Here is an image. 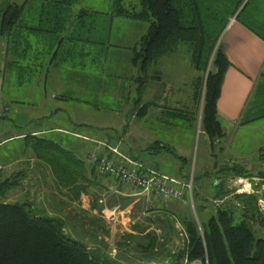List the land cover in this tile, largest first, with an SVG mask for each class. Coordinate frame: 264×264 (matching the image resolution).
<instances>
[{
    "label": "trees",
    "instance_id": "16d2710c",
    "mask_svg": "<svg viewBox=\"0 0 264 264\" xmlns=\"http://www.w3.org/2000/svg\"><path fill=\"white\" fill-rule=\"evenodd\" d=\"M79 1L8 2L0 14V42H6L4 51L0 49L3 58L0 72L7 70L14 77L16 75L19 84H24L41 70H47L51 64L47 58L52 60L54 55H65L68 64L81 68L99 64L114 46L110 41L113 17L144 22L148 24L146 33L128 48L132 52L131 63L138 66L139 93L149 78L150 69L163 56L186 43L194 68L205 75L209 67L201 119L203 131L213 145L225 138L226 132L218 119L217 102L231 64L219 41L234 16L264 40L262 1L260 4L257 0H113L110 20L105 17L109 14L97 10L82 8L76 11L74 6ZM202 76L196 87L198 103L204 86ZM263 117L264 72L255 84L240 122L246 124ZM16 138L24 140L25 155L32 154L48 164L56 191L67 197L69 203L77 200L80 207L83 196L91 195L90 209L102 211L99 198L92 196L89 190L96 186L104 190L107 186L102 183V177L111 176L98 170L90 151L94 147L85 142L82 145L80 138L61 132L48 135L31 131ZM92 139L86 138L94 142ZM155 143L158 147L153 153L173 152L169 145ZM81 147L88 149L89 157L79 153ZM148 149L153 148L149 146ZM106 152L105 149L97 156ZM175 156L184 163L183 156ZM3 166L0 168V264H187L198 260L207 264H264V235L256 236L253 225L258 219L261 225L264 221L257 204L258 196L234 193L227 189L223 177L215 184L214 197L224 200L233 193L234 200L216 207L207 220L200 219L199 223L189 210L159 204L152 210L161 215L148 214L134 227V232L121 237L116 245L117 252L113 254L107 251L109 243L102 237L99 240L94 233L88 241L68 234V227L78 232V225L71 219L70 224H73L68 226L69 218L61 215L63 208L49 209L45 204L37 208L28 198L10 200L9 193L22 185V178L28 172L11 173ZM220 171L247 175V168L242 165L227 166ZM176 176L190 179V174L182 171ZM194 188L193 181V197L201 200ZM184 198L188 199L187 192ZM199 209L202 212L204 206ZM85 213L88 215V211ZM81 216L79 213L75 217ZM91 221L96 222L97 217ZM145 221L155 226H146ZM82 230L78 233L83 237Z\"/></svg>",
    "mask_w": 264,
    "mask_h": 264
},
{
    "label": "rangeland",
    "instance_id": "374dc122",
    "mask_svg": "<svg viewBox=\"0 0 264 264\" xmlns=\"http://www.w3.org/2000/svg\"><path fill=\"white\" fill-rule=\"evenodd\" d=\"M128 1L134 0H126V2ZM257 1H259L260 4L262 1V4H264V0ZM8 2L21 4L24 0H0V14ZM74 8L76 11L82 8L100 11L109 14L105 17L110 20V14L113 9V0H80ZM232 20L236 21L235 16L230 19L231 22ZM230 21L229 23H231ZM229 23L228 25H230ZM105 24H108L107 20ZM110 24L113 25L110 41L114 46L107 52L105 57L107 61H105V58L102 57L101 63L96 65H87L84 69L76 64L74 66L73 64L58 62L57 59L52 65L51 70L55 71V68H57L58 72L64 73L68 77L72 71L76 72L74 73L75 76L73 81L76 89L75 97L80 100V105L85 106L82 113L80 116L78 115V117L80 120H84L85 123H88L89 125L92 124L89 128L84 129L85 131H95L99 135L98 137L103 139H107L106 134H109L112 143L119 145L123 151L131 153L136 160L150 165L149 156L151 153L156 151L155 149H157L158 144L153 142L151 145L148 142V140H151V136L147 133H145V140L138 135V133H141L142 131V127H140V125L139 132H136L135 130V133L131 132L129 134L131 129L129 128L128 113L126 112V97L132 80V71L131 68L129 69L132 52L129 51L128 48L132 47L138 39L146 33L148 24H145L144 22L140 23L138 21H126V19L118 17H113ZM222 35L223 33L221 34V38ZM5 44V41L0 42V49L2 48V52L5 49ZM189 48L190 47L186 43L180 44L174 53L165 55L169 57L176 56V59H173L174 62L171 59L167 60V57L165 59V64L169 67L176 65V68L178 69L175 70V76L177 78L178 75L180 76L181 72H183L181 76L183 81L182 83L185 81L187 82L186 84H182L183 89H185L183 91L184 95L187 93L186 89H189V87H187L188 82L192 80L197 87L199 77L203 75L202 77L205 78L200 103L196 101L200 108L198 112L200 123L197 124L196 121H193L192 123L185 119L180 120L165 117L162 119L163 127L160 132L163 134H157V137L160 139H162V137L165 139L167 137L168 139L171 134L173 135L174 142L166 143L171 147L173 154L169 152L160 154V160L164 162L167 161L170 164V166L163 168L162 171L170 173V175H165H173L171 177L188 184L189 187L186 186L183 189L184 192H187L188 200L178 201L176 199H165L168 202L165 201L164 203L160 202L158 204L167 206V208L175 207L182 210H189L200 223V219L207 220L215 212L216 207L221 206L224 202L234 200L233 193L224 200L219 198L215 199L214 197L217 192L215 184L223 177L225 179L224 183L227 189L232 190L234 193H247L258 196L257 204L264 220V158H261L262 155L260 156L262 148L259 150V147L264 144V117L242 124L240 127L232 128L230 138H223L219 144L218 142H215L214 145L208 144L205 139L206 137L204 136L206 133L203 131L201 119L205 83L209 68L205 75L199 73L191 63ZM2 60L3 58L0 57V63ZM2 66L4 65L2 64L1 67ZM83 69L87 72H95L98 76L103 75L102 83L105 82L106 86L104 88H100L98 86L95 87L94 83L98 85L97 81H100V79L96 78L94 80V78L91 77L90 81L85 86V89H79L76 86V75L78 74V71L81 72ZM47 70H41L38 74H35L31 78V81L24 84H19L16 79V75L14 77V75H11L7 70L0 72V107L9 108L8 114L3 118H0V142L4 140L5 142L7 141L6 143L3 142L4 144L2 147L0 145V153L6 154L4 160L0 155V167L5 163L7 166L4 165L5 167L3 166V168L6 170L8 169L11 173H15L20 170H25L26 172L31 171L29 173L30 175L28 174L22 178V185L9 193L10 200H25V198H28L37 208H42L44 204L47 205L49 209L55 207L63 208L64 212H62L61 215L69 218L68 226L73 224H70L71 219L74 220L78 226L80 225V227L76 225L78 232L83 231L82 228L84 229L83 237L85 236L84 238L86 239L80 236L78 232L71 230L70 227L66 229L68 234L72 235L74 238L79 237L83 239V241H88L94 233L98 235L99 240H101L102 237L109 243V246L107 247L108 252L116 254V245L119 241H121V237L126 233L134 232V227L139 225L140 221L145 220L146 216L143 217L140 214V217L136 215L140 209L135 210L132 216L128 217V215L123 213V211L120 212L121 204L113 203L114 199L111 198L110 193L106 190H101L97 186L91 187L89 192L92 196L99 198V203L103 205L101 212L97 209H90L92 205L91 195L83 196L82 203L79 204L80 207L78 206L77 200L69 203L67 197L56 191V186L53 184L54 177L51 175L52 173L48 164L44 161H39L32 154L25 155V152L23 153L24 148H22L24 146V140L16 138L20 137L25 132L29 133L32 131L31 123L33 121H30V111L34 110V108L30 109L32 102L33 106L36 107L39 105V108H43V110L40 109L41 112L39 111V115L44 116L46 115L45 108L47 96L51 104L55 105L60 103V98L51 97L52 93L58 92V89H60L57 85L59 82L56 83L52 75H50L51 78L48 80ZM173 74L171 75L173 76ZM193 76L196 78H193ZM185 77L187 79H184ZM164 80L166 81L165 78ZM91 81L93 83L90 84ZM133 83L135 84V82ZM43 89H47V95L44 93ZM41 92L45 94L44 98L41 97ZM70 110L72 109H67V111L64 112L65 115L68 112L70 113V116L75 115L76 110L73 114ZM60 115L62 116V114ZM54 117V114H51L50 117H45L38 121L45 123L47 126H52L55 122H61L56 120ZM169 121L178 122L180 126L175 129L169 128L166 126V123ZM85 126L87 125L84 124V126L79 127ZM94 139L96 138H93V141ZM79 140H81L82 145L86 143L91 147H104L106 144L109 145V143L105 141L99 142L96 140L97 142H92L81 138ZM150 145L153 148L151 150L147 148ZM93 149L94 148L90 151L93 152ZM97 153L93 152V154ZM176 154L185 158L184 163H182V161L175 156ZM156 155L158 154H152L151 156H153L152 158H155ZM177 161L179 162L178 167L181 168H175L174 170L171 163L173 164ZM233 165L245 166L247 168V175H229L220 171L224 167ZM181 171L182 173L190 174V179L184 180L176 177V175L181 174ZM193 181L195 186L194 189L198 191L201 200L193 197V187L192 190L190 187L191 184L193 185ZM52 188L55 192L51 190ZM63 190L64 192H67L66 189ZM112 203L113 207L109 208L108 206H111ZM116 206L120 207L119 210L115 208ZM202 206H204V209L201 212L199 207ZM84 210L88 211V215ZM79 213L82 214L81 218H76L75 216ZM160 215L161 213L157 212L150 214V216L153 217ZM93 217H97L96 222L91 221V218ZM144 225L155 226V223L149 224L146 222ZM253 225L256 228V236L264 235V221L263 225H261L258 219L253 223ZM177 227L180 231H182L179 224ZM103 229L107 230L109 233H105ZM193 263L207 264L202 263L199 260L194 261Z\"/></svg>",
    "mask_w": 264,
    "mask_h": 264
},
{
    "label": "crops",
    "instance_id": "0c3cea01",
    "mask_svg": "<svg viewBox=\"0 0 264 264\" xmlns=\"http://www.w3.org/2000/svg\"><path fill=\"white\" fill-rule=\"evenodd\" d=\"M223 31L222 38H220V42L222 41L221 45L224 48L225 54L230 62V66L227 69L224 77V81L221 88V95L217 102V112H218V119L220 120L225 132L226 136L224 139H228L231 136V129L242 126L240 122V118L242 113L245 110V106L247 101L253 92L255 84L257 80L260 78L262 72H264V40L244 26L242 23L233 21L229 23ZM113 29V25H112ZM119 51V50H118ZM117 51V52H118ZM174 53V52H173ZM168 57L167 60L176 59V56H164L159 60L151 69L149 73V78L147 82L144 84L141 94L138 91V66L134 65L129 62V69L131 68V84L130 89L126 97L127 103V110L128 118H129V134L139 132L140 127H142L141 133L139 132L138 135L145 140V133L151 136V140L148 142L152 145L153 142L159 141L164 144L174 142L173 135L167 139L162 137V139L157 137V134H163L161 132L162 119L165 117L170 119H185L189 122L196 121L197 124L200 122V117L198 115L199 112V104L196 103L195 94H196V85L192 82H188L189 89L187 90L186 95L183 94V85L187 82L185 81L182 83V73L178 78L175 76L176 65L169 67L166 65L165 59ZM58 58V62L67 63L68 60L64 56L54 55L53 59L47 58V62H50V67L47 70V79L51 78L52 75L54 81L57 83L58 92L52 93L51 97L53 98H60L59 104H51L48 96L46 98V115H39L40 109L38 106H33L32 103L30 105V109L34 108L33 111H30L31 114V130L35 134H51L55 135L59 132L61 133H68L74 137L81 138L86 140V138H96L94 141L98 140L99 142H108L110 146L118 147L120 152H122L125 156L136 160L135 157L131 155V153L127 151H123L121 147L115 143L111 142L109 134H106L107 139H103L98 137L99 135L95 131H85L84 129L89 128L88 123H85L84 120H80L78 115L82 113L85 106L80 105L81 102L77 97H75L76 89L75 85L73 84L74 76L76 73L72 71L70 76H66L64 73L58 72L57 68L55 71L51 70L52 65L56 62ZM174 62V60H173ZM72 63V62H71ZM179 66V65H178ZM86 68V67H85ZM84 68V69H85ZM78 71L76 75V82L77 87L79 89H85V86L90 81V78L93 77L94 80L100 79L97 81L95 85L104 88L106 83L103 82V75L98 76L97 73L91 71ZM174 73V74H173ZM173 74V76L171 75ZM97 75V76H96ZM151 75V76H150ZM196 75V74H195ZM156 76V77H154ZM59 78V79H57ZM166 79V81L164 80ZM193 78H196L193 76ZM171 79V80H167ZM184 79H187L186 77ZM168 81V82H167ZM194 81V80H193ZM135 82V84L133 83ZM93 83L92 81L90 84ZM190 83V84H189ZM90 87V85H89ZM44 90V89H43ZM80 92V91H78ZM44 93L47 95V89L44 90ZM41 92V97L44 98V94ZM43 95V96H42ZM140 96V99L138 98ZM37 103V102H36ZM79 103V104H77ZM139 104V105H138ZM23 106V105H21ZM33 106V107H32ZM82 106V107H81ZM36 108V109H35ZM71 108L70 112L76 110L75 115H71L70 113H66L67 109ZM41 112V111H40ZM51 114H54V118L56 120L61 121L60 123L55 122L52 126H47L45 123L40 122L38 120L43 119L45 117H50ZM62 114V116L60 115ZM33 117V118H32ZM39 117V118H38ZM38 118V119H37ZM86 124L85 127H79L80 125ZM140 125V127H139ZM99 126V125H97ZM166 126L172 129H175L180 126L178 122L169 121L166 123ZM182 126V124H181ZM78 127V128H77ZM97 128V127H96ZM158 130V131H157ZM100 133V132H98ZM208 144L213 145L212 141L207 135H204ZM153 139V140H152ZM93 140V139H92ZM223 140V139H221ZM221 140L218 141V144L221 143ZM5 142L1 141V147ZM97 142V141H96ZM95 142V143H96ZM150 145V146H151ZM0 147V148H1ZM148 148V147H147ZM262 148V149H261ZM264 144L259 147L261 149L260 156L264 158ZM93 152H98L97 154L100 155L101 153L105 152V148L102 146H96L93 149ZM92 152V154H93ZM79 153H82V156L89 157L90 153L88 149H84L83 147L80 148ZM155 154V153H151ZM0 155L5 157V153H0ZM149 156L150 161L149 164H145L142 161H138L159 171L162 174H168L162 171L163 168L170 166L167 161L160 160V154L152 158L153 156ZM4 165V164H3ZM172 167L177 169L181 168L179 166V162L171 163ZM2 167V166H1ZM0 167V168H1ZM28 174L31 171H27ZM30 175V174H29ZM173 176V175H171ZM177 177V176H176ZM102 183L105 184L104 190L110 193L112 199H114L113 203L121 204V211L131 217L133 212L137 209H140L137 212V216H147L151 213L155 212L152 210L155 208L158 203L165 202L166 200L161 199L160 197L156 196L153 192L144 191L140 188H136L132 185H127L121 183L120 181L114 179L113 177H102ZM168 202V201H166ZM113 203L109 208L113 207ZM152 210V211H151ZM140 216V217H141ZM139 217V218H140Z\"/></svg>",
    "mask_w": 264,
    "mask_h": 264
},
{
    "label": "built area",
    "instance_id": "2783aa9c",
    "mask_svg": "<svg viewBox=\"0 0 264 264\" xmlns=\"http://www.w3.org/2000/svg\"><path fill=\"white\" fill-rule=\"evenodd\" d=\"M8 112L9 108L0 107V117L6 116ZM104 148L107 150L105 155L100 157L97 156L98 154L92 155V159L97 162V168L101 173H106L121 183L153 192L164 200H188L184 198L185 192L183 190L184 187L188 186L186 182L178 181L171 176L144 167L140 162L123 155L118 147L106 144ZM190 187L192 190L193 185L191 184ZM115 208L119 210L120 207L116 206Z\"/></svg>",
    "mask_w": 264,
    "mask_h": 264
},
{
    "label": "water",
    "instance_id": "95a60500",
    "mask_svg": "<svg viewBox=\"0 0 264 264\" xmlns=\"http://www.w3.org/2000/svg\"><path fill=\"white\" fill-rule=\"evenodd\" d=\"M212 57H213V55H212ZM212 57H211V60H212ZM210 66V65H209ZM209 68V67H208Z\"/></svg>",
    "mask_w": 264,
    "mask_h": 264
}]
</instances>
